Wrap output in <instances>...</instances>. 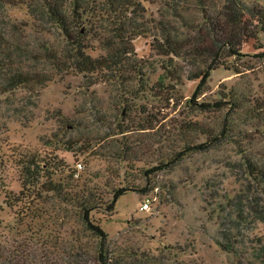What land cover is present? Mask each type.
Returning <instances> with one entry per match:
<instances>
[{"label": "rangeland", "instance_id": "rangeland-1", "mask_svg": "<svg viewBox=\"0 0 264 264\" xmlns=\"http://www.w3.org/2000/svg\"><path fill=\"white\" fill-rule=\"evenodd\" d=\"M71 1L59 0L67 13ZM78 1L90 9L80 22L94 47L86 52L105 54L97 40L108 35L102 29L108 22L96 12L103 0ZM138 1L147 30L127 43L134 48L132 66L124 71L133 77L129 82L95 75L85 81L71 70L55 75L30 100L24 89L0 96V260L98 264V240L84 229L79 207L88 198L97 204L90 218L107 233L112 259L135 253L139 260L142 252L159 256L164 247L179 246L176 262L237 264L217 243L218 231H230L245 245L256 237L264 242V179L252 177L246 162L264 168V57L256 48L264 46V32L243 43L240 56L226 57L204 90L194 94L198 66L182 57L171 61L158 50L164 18L178 27L180 37L190 32L164 0ZM244 1L264 7V0ZM42 2L27 0L6 6V12L12 21L28 24L27 34H41L61 48L56 27L43 34L33 25L29 10L38 16ZM183 15L189 22L200 17L195 6ZM166 67L176 79L156 84ZM137 69L158 96L129 92L138 87ZM204 143L207 148H197ZM49 182L60 193L45 190ZM121 187L130 190L107 211ZM21 190L17 207L8 208L4 192ZM146 198L149 208L142 210ZM237 215L244 218L236 220Z\"/></svg>", "mask_w": 264, "mask_h": 264}, {"label": "trees", "instance_id": "trees-1", "mask_svg": "<svg viewBox=\"0 0 264 264\" xmlns=\"http://www.w3.org/2000/svg\"><path fill=\"white\" fill-rule=\"evenodd\" d=\"M26 1L0 0V96H8L15 90L24 89L28 94L26 99L30 100L41 87L53 80L55 75L63 76L62 74L71 70L81 73L85 81L87 78H94V75L103 80L115 78L114 76L127 82L133 79L131 75H124V71L129 68L128 66H132L130 60L131 54L134 53L133 46L128 47L127 43L147 30V23L143 20L144 7L140 1L103 0L100 3L99 11L97 9L96 12L108 22L102 27L108 35L103 39L98 37V44L104 47L106 53L95 57L86 52V49L94 47H89L86 32L80 27L83 15L90 13V9H85L78 0H72L70 12L67 13L64 4L59 0H43L38 16L35 15L34 10H29L31 16L36 21H40L33 23L38 29L37 33H50V26L56 27L61 32L63 46L60 48L41 34L34 36L27 34L26 22L12 21L9 18L6 6H16ZM164 4L168 7V12H172V17L183 29L189 31L190 35L185 38L180 37L178 27L164 18L163 43L158 46V50L170 60L172 56L182 57L198 66L193 73V77L198 79L194 94L204 90L211 71L223 65L226 57L240 56L241 45L250 39H255L259 31L264 32V7L258 4L250 5L244 0H164ZM191 5L195 6L200 14V17L194 18L193 22H189L183 15L192 8ZM246 13L249 15L248 18H245ZM100 34L102 35V32ZM131 34L132 37L128 38ZM256 48L260 50L259 56L264 57V46L258 44ZM166 77L176 79L174 73L166 67L163 78H159L155 83L165 85ZM134 78L138 87L129 89L130 93L136 94L148 90L158 96L155 91L156 86H147L141 69L135 70ZM29 102L33 104L32 101ZM207 147L208 143L197 146L198 149ZM246 162L252 177L264 179V168L259 167L249 158ZM27 173L32 174L29 168ZM27 183L35 186L37 181H27ZM22 190L19 194L12 191L4 192L3 202L8 208L17 207ZM45 190L60 193L59 186L52 182L45 186ZM127 190L129 191L130 188L121 187L116 190L112 201L106 205V210L113 211L117 198ZM134 190L142 192L146 187ZM96 206L92 198L82 199L79 205L84 229L98 240L95 250L98 264H185L176 262L180 252L179 246L164 247L160 250L159 256L142 252L137 255L139 260L134 259L135 253L127 257L118 255L112 259V254L108 250L107 233L90 218V211ZM238 218L244 217L237 215L235 219ZM218 234L217 243L237 260V264H255L257 260L259 264H264V242L261 238L256 237L255 241L245 245L241 238L230 231L220 230ZM70 252L66 253L70 254ZM125 258H131V261L136 260V262H128ZM0 264L39 263L25 258L12 262L4 259L0 260Z\"/></svg>", "mask_w": 264, "mask_h": 264}, {"label": "built area", "instance_id": "built-area-1", "mask_svg": "<svg viewBox=\"0 0 264 264\" xmlns=\"http://www.w3.org/2000/svg\"><path fill=\"white\" fill-rule=\"evenodd\" d=\"M81 167H82V164H81L80 162H77V163L75 164V168H76V170H80ZM149 202H150V199H149V198H146V199L144 200V202L141 204L140 208H141L142 210H146V209H148V208H149Z\"/></svg>", "mask_w": 264, "mask_h": 264}]
</instances>
